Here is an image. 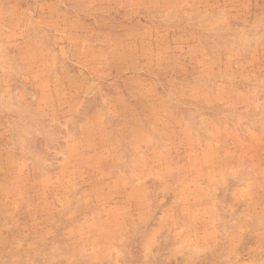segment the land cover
Here are the masks:
<instances>
[{
  "label": "rangeland",
  "instance_id": "374dc122",
  "mask_svg": "<svg viewBox=\"0 0 264 264\" xmlns=\"http://www.w3.org/2000/svg\"><path fill=\"white\" fill-rule=\"evenodd\" d=\"M0 264H264V0H0Z\"/></svg>",
  "mask_w": 264,
  "mask_h": 264
}]
</instances>
